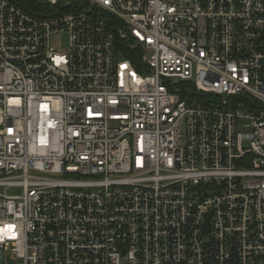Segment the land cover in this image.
<instances>
[{
  "label": "built area",
  "instance_id": "obj_1",
  "mask_svg": "<svg viewBox=\"0 0 264 264\" xmlns=\"http://www.w3.org/2000/svg\"><path fill=\"white\" fill-rule=\"evenodd\" d=\"M39 2L0 0V264H264V0Z\"/></svg>",
  "mask_w": 264,
  "mask_h": 264
},
{
  "label": "trees",
  "instance_id": "obj_2",
  "mask_svg": "<svg viewBox=\"0 0 264 264\" xmlns=\"http://www.w3.org/2000/svg\"><path fill=\"white\" fill-rule=\"evenodd\" d=\"M20 4L23 8H25L28 11L34 12V13H39V8L43 6L39 0H13ZM123 52L125 54V57L130 59L137 67H140V62H139V53L136 52L134 54H130L129 51L123 49ZM191 86V84H188Z\"/></svg>",
  "mask_w": 264,
  "mask_h": 264
},
{
  "label": "rangeland",
  "instance_id": "obj_3",
  "mask_svg": "<svg viewBox=\"0 0 264 264\" xmlns=\"http://www.w3.org/2000/svg\"><path fill=\"white\" fill-rule=\"evenodd\" d=\"M68 39V32H64L53 36L52 41L57 48H59L60 50H65L68 47Z\"/></svg>",
  "mask_w": 264,
  "mask_h": 264
}]
</instances>
